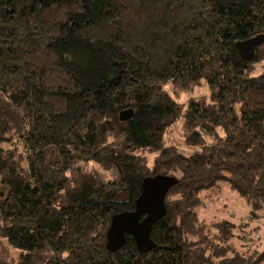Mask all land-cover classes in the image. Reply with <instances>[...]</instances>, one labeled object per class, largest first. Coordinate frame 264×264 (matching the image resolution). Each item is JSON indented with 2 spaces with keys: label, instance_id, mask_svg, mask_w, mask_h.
Listing matches in <instances>:
<instances>
[{
  "label": "trees",
  "instance_id": "trees-1",
  "mask_svg": "<svg viewBox=\"0 0 264 264\" xmlns=\"http://www.w3.org/2000/svg\"><path fill=\"white\" fill-rule=\"evenodd\" d=\"M158 175L154 249L107 251ZM262 225L264 0H0V264H264Z\"/></svg>",
  "mask_w": 264,
  "mask_h": 264
},
{
  "label": "water",
  "instance_id": "water-1",
  "mask_svg": "<svg viewBox=\"0 0 264 264\" xmlns=\"http://www.w3.org/2000/svg\"><path fill=\"white\" fill-rule=\"evenodd\" d=\"M263 41L262 36H256L235 44L240 57L249 62L255 55V48ZM131 117V111L120 113V121ZM177 183L174 177L158 175L146 178L141 184V192L134 203V210L123 211L114 215L106 233L107 251L119 250L126 241L125 236L133 238L137 250L146 253L154 249L155 244L150 239L153 224L165 215V197L167 192ZM130 202L127 192L118 193L112 200L116 205Z\"/></svg>",
  "mask_w": 264,
  "mask_h": 264
},
{
  "label": "rangeland",
  "instance_id": "rangeland-1",
  "mask_svg": "<svg viewBox=\"0 0 264 264\" xmlns=\"http://www.w3.org/2000/svg\"><path fill=\"white\" fill-rule=\"evenodd\" d=\"M232 194L233 195H230L229 193L224 191L223 194H221L220 197H218L219 199L218 204L220 207L218 213L222 212V210H224V213H226V211L229 210L227 212L228 215L231 218H233L234 221L237 222L236 219L244 217V215H246L247 210L242 205V203H240V199H237L234 193ZM220 216H223V214H221ZM261 227H262V231H264V225H262Z\"/></svg>",
  "mask_w": 264,
  "mask_h": 264
}]
</instances>
